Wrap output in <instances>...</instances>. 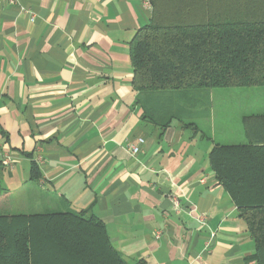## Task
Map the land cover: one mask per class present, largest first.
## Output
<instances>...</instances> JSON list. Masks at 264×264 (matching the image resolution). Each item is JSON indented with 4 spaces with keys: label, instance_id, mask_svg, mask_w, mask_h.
<instances>
[{
    "label": "crops",
    "instance_id": "0c3cea01",
    "mask_svg": "<svg viewBox=\"0 0 264 264\" xmlns=\"http://www.w3.org/2000/svg\"><path fill=\"white\" fill-rule=\"evenodd\" d=\"M151 17L141 0L0 3V195L11 193L12 213L87 210L131 264H256L210 165L211 92L133 88L130 42ZM245 116L222 144L247 142Z\"/></svg>",
    "mask_w": 264,
    "mask_h": 264
},
{
    "label": "trees",
    "instance_id": "16d2710c",
    "mask_svg": "<svg viewBox=\"0 0 264 264\" xmlns=\"http://www.w3.org/2000/svg\"><path fill=\"white\" fill-rule=\"evenodd\" d=\"M150 1V22L130 42L138 93L264 86V0ZM243 125L247 142L216 143L209 161L254 239L247 260L264 264V113ZM40 176L34 163L31 179ZM11 200L0 195V264H131L87 210L12 213Z\"/></svg>",
    "mask_w": 264,
    "mask_h": 264
},
{
    "label": "rangeland",
    "instance_id": "374dc122",
    "mask_svg": "<svg viewBox=\"0 0 264 264\" xmlns=\"http://www.w3.org/2000/svg\"><path fill=\"white\" fill-rule=\"evenodd\" d=\"M209 90L213 96L215 103V114L217 123V141L220 143H234L239 138L240 125L238 124V117L243 115H251L259 112L264 106V86L263 87H219L214 88V91ZM210 96V95H209ZM204 101H211L208 97ZM184 102V101H182ZM259 108V109H258ZM227 124V127L219 125ZM237 136V138H234ZM40 198V197H38ZM19 206V205H18ZM19 211H33L28 208ZM21 213V212H19Z\"/></svg>",
    "mask_w": 264,
    "mask_h": 264
},
{
    "label": "built area",
    "instance_id": "2783aa9c",
    "mask_svg": "<svg viewBox=\"0 0 264 264\" xmlns=\"http://www.w3.org/2000/svg\"><path fill=\"white\" fill-rule=\"evenodd\" d=\"M143 5L146 6L147 8H151L152 9V3L150 0H141ZM13 2V0H0V3H11ZM143 141V140H142ZM140 150V147H135L134 148V152L138 153ZM38 159L42 160V155H38ZM4 163L6 165H8L9 168H12V163H13V158L12 155L10 153H5L3 154V159ZM173 201L175 202V205L177 206V208L180 206V204L178 203V200L176 198H173ZM160 236V232H158L157 237Z\"/></svg>",
    "mask_w": 264,
    "mask_h": 264
}]
</instances>
